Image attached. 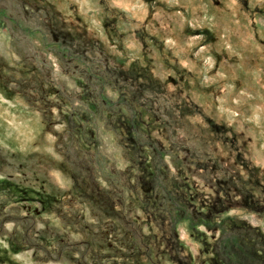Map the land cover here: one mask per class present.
Wrapping results in <instances>:
<instances>
[{"label": "rangeland", "instance_id": "rangeland-1", "mask_svg": "<svg viewBox=\"0 0 264 264\" xmlns=\"http://www.w3.org/2000/svg\"><path fill=\"white\" fill-rule=\"evenodd\" d=\"M0 264H264V0H0Z\"/></svg>", "mask_w": 264, "mask_h": 264}]
</instances>
